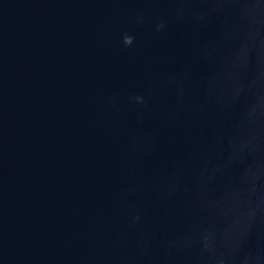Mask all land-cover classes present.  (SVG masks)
Listing matches in <instances>:
<instances>
[{"label":"water","instance_id":"95a60500","mask_svg":"<svg viewBox=\"0 0 264 264\" xmlns=\"http://www.w3.org/2000/svg\"><path fill=\"white\" fill-rule=\"evenodd\" d=\"M173 8V0H0V264H107L128 227L122 190L155 169L131 138L159 128L161 156L172 151L174 133L158 116L142 119L129 97L190 47L174 23L154 32ZM167 102L156 97L154 111ZM134 201L148 227H169L149 191ZM242 212L213 222L225 230Z\"/></svg>","mask_w":264,"mask_h":264},{"label":"clouds","instance_id":"9594fccd","mask_svg":"<svg viewBox=\"0 0 264 264\" xmlns=\"http://www.w3.org/2000/svg\"><path fill=\"white\" fill-rule=\"evenodd\" d=\"M154 32L174 23L191 44L161 80L129 97L141 118L158 116L172 151L160 154V129L131 138L134 153L155 160L150 180L126 186L128 227L105 254L107 264H264V0H173ZM144 24L142 14L136 16ZM122 43L131 48L133 34ZM168 97L159 113L154 99ZM149 191L168 225L147 226L134 198ZM238 222L217 228L213 218ZM182 225V227H179Z\"/></svg>","mask_w":264,"mask_h":264}]
</instances>
